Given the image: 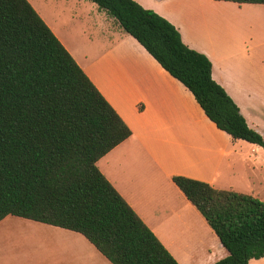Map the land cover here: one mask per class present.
<instances>
[{
	"label": "trees",
	"instance_id": "trees-1",
	"mask_svg": "<svg viewBox=\"0 0 264 264\" xmlns=\"http://www.w3.org/2000/svg\"><path fill=\"white\" fill-rule=\"evenodd\" d=\"M113 17L233 140L264 149L212 64L164 17L134 0H89ZM239 5L264 0H222ZM131 135L27 0H0V221L7 215L78 232L111 264H179L96 166ZM227 254L264 257V200L173 176Z\"/></svg>",
	"mask_w": 264,
	"mask_h": 264
},
{
	"label": "crops",
	"instance_id": "crops-1",
	"mask_svg": "<svg viewBox=\"0 0 264 264\" xmlns=\"http://www.w3.org/2000/svg\"><path fill=\"white\" fill-rule=\"evenodd\" d=\"M27 1L131 131L97 160L99 171L179 264H212L224 257L217 236L172 177L264 200V149L217 129L191 92L95 3ZM134 1L168 20L185 45L210 60L214 81L248 126L263 135L264 62L253 67L252 57L264 22L255 18L244 27L236 16L244 10L261 14V4ZM3 228L27 231L39 243L18 252L0 244V264H111L78 232L12 215L0 221ZM252 260L264 257L248 264Z\"/></svg>",
	"mask_w": 264,
	"mask_h": 264
},
{
	"label": "rangeland",
	"instance_id": "rangeland-1",
	"mask_svg": "<svg viewBox=\"0 0 264 264\" xmlns=\"http://www.w3.org/2000/svg\"><path fill=\"white\" fill-rule=\"evenodd\" d=\"M260 7L263 9L261 14H258L256 11H252V10H244V11H242V13L236 14V16L238 18V24H240V26L245 27L250 22H254V20H256L255 18H258V20L259 19L263 20V22H264V4H261ZM227 27L229 29H231V31H234L233 25H227ZM255 42H256V47L254 48L253 57H252V59H253L252 66L253 67H256L257 64H259V61H261V60H263V62H264V59H263V55H264V33H261L259 37L257 36ZM244 67L246 68V70L249 69V65H247V64H244ZM260 84L262 85V83H260ZM254 87H255V84H254ZM256 96L259 97V95H256ZM260 105H261L260 107L262 108V110H264V105L263 104H260ZM263 115H264V111H263ZM263 136H264V131H263L262 137ZM196 228H197L196 231L198 232L199 236H201V238L203 240H205L207 237L206 231L204 230V232H203L201 230L200 226H198ZM25 236L30 237L31 239L26 238ZM36 243H39V241L37 239H33V237L31 235H28L27 231H24L21 229L13 230V229H4V228L0 230V244H2L5 249L15 250L16 252H18V251H29L30 246L32 244H36ZM222 251H224L226 253V251L224 249ZM255 263L264 264V260H252L251 261V264H255Z\"/></svg>",
	"mask_w": 264,
	"mask_h": 264
},
{
	"label": "bare ground",
	"instance_id": "bare-ground-1",
	"mask_svg": "<svg viewBox=\"0 0 264 264\" xmlns=\"http://www.w3.org/2000/svg\"><path fill=\"white\" fill-rule=\"evenodd\" d=\"M255 17V16H254Z\"/></svg>",
	"mask_w": 264,
	"mask_h": 264
}]
</instances>
